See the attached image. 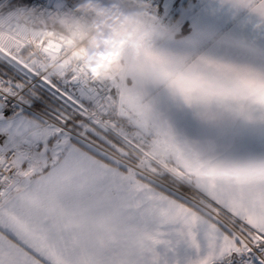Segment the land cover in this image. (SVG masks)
<instances>
[{
    "label": "snow or ice",
    "instance_id": "6c2138e0",
    "mask_svg": "<svg viewBox=\"0 0 264 264\" xmlns=\"http://www.w3.org/2000/svg\"><path fill=\"white\" fill-rule=\"evenodd\" d=\"M79 3L0 0V264H264V65L150 38L97 77L38 23Z\"/></svg>",
    "mask_w": 264,
    "mask_h": 264
},
{
    "label": "clouds",
    "instance_id": "9594fccd",
    "mask_svg": "<svg viewBox=\"0 0 264 264\" xmlns=\"http://www.w3.org/2000/svg\"><path fill=\"white\" fill-rule=\"evenodd\" d=\"M217 2L221 8L229 7L235 16L247 12L250 17L257 18L250 23L256 32L264 33V17L253 11V0ZM74 16V21L61 23L59 20L42 19L38 23L53 29L49 32L51 37L59 33L71 39L68 54H79L88 68L95 70L97 77L117 65L123 66L129 55L142 54L145 42L151 38L154 46L158 37L159 21L148 0H80ZM189 56L198 60L205 55Z\"/></svg>",
    "mask_w": 264,
    "mask_h": 264
},
{
    "label": "crops",
    "instance_id": "0c3cea01",
    "mask_svg": "<svg viewBox=\"0 0 264 264\" xmlns=\"http://www.w3.org/2000/svg\"><path fill=\"white\" fill-rule=\"evenodd\" d=\"M191 6L181 27L154 44L161 51L180 55H208L236 64L264 65V33L252 27L249 13L235 16L217 0H190ZM191 4V5H190ZM185 25L189 31L177 34Z\"/></svg>",
    "mask_w": 264,
    "mask_h": 264
},
{
    "label": "rangeland",
    "instance_id": "374dc122",
    "mask_svg": "<svg viewBox=\"0 0 264 264\" xmlns=\"http://www.w3.org/2000/svg\"><path fill=\"white\" fill-rule=\"evenodd\" d=\"M162 3L156 13L154 14L165 34L158 36L154 41H161L172 32H176L181 27L182 21L185 19L186 14L190 11L191 6H185V2L190 0H159ZM191 5V4H190Z\"/></svg>",
    "mask_w": 264,
    "mask_h": 264
},
{
    "label": "built area",
    "instance_id": "2783aa9c",
    "mask_svg": "<svg viewBox=\"0 0 264 264\" xmlns=\"http://www.w3.org/2000/svg\"><path fill=\"white\" fill-rule=\"evenodd\" d=\"M148 2L152 5L153 14H155L160 5V1L159 0H148Z\"/></svg>",
    "mask_w": 264,
    "mask_h": 264
},
{
    "label": "trees",
    "instance_id": "16d2710c",
    "mask_svg": "<svg viewBox=\"0 0 264 264\" xmlns=\"http://www.w3.org/2000/svg\"><path fill=\"white\" fill-rule=\"evenodd\" d=\"M162 1V0H161ZM162 3H160V5H161ZM159 5V6H160ZM189 31V27H188V25H185V27L182 29V30H180V32L177 34V36H182V35H185L187 32Z\"/></svg>",
    "mask_w": 264,
    "mask_h": 264
}]
</instances>
